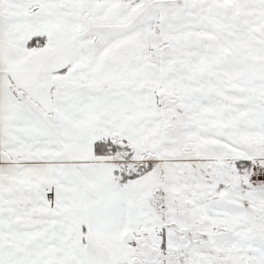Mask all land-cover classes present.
Returning <instances> with one entry per match:
<instances>
[{
  "label": "snow or ice",
  "instance_id": "obj_1",
  "mask_svg": "<svg viewBox=\"0 0 264 264\" xmlns=\"http://www.w3.org/2000/svg\"><path fill=\"white\" fill-rule=\"evenodd\" d=\"M0 264H264V0H0Z\"/></svg>",
  "mask_w": 264,
  "mask_h": 264
}]
</instances>
